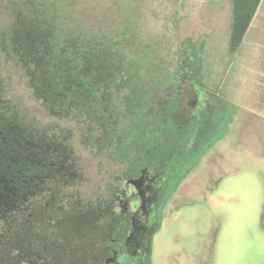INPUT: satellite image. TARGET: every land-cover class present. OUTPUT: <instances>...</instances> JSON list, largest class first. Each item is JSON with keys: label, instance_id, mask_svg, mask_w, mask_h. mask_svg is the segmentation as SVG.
<instances>
[{"label": "rangeland", "instance_id": "rangeland-1", "mask_svg": "<svg viewBox=\"0 0 264 264\" xmlns=\"http://www.w3.org/2000/svg\"><path fill=\"white\" fill-rule=\"evenodd\" d=\"M63 4L64 0H0V49L2 45L5 51L0 50V99L6 116L18 117L25 127L67 135L95 181L97 132L84 120L88 107L57 113L36 95L21 67L26 41L21 48L19 40L30 38L29 31L37 35L41 19H59V24L70 19ZM77 4L84 26L102 35L119 30L118 35L127 23L128 37L135 33L138 38L127 43V50L145 49L154 56L156 66L147 63L151 58L143 60L145 79L141 74L143 80L136 83L131 77L123 107L116 101L112 104L120 116L119 126L133 127L136 118L149 117L139 104H144L146 86L150 85L153 100L149 110L160 108L170 96L176 73L178 82L186 77L210 87L217 101L228 107V133L163 210L150 239L149 264H264V76L257 67L255 23L231 56L230 0H79ZM135 65L133 61L129 65L131 76L136 74ZM35 79L41 84L43 76L37 73ZM127 92L122 88L120 94ZM103 153V159H109ZM110 168L105 162V182Z\"/></svg>", "mask_w": 264, "mask_h": 264}, {"label": "flooded vegetation", "instance_id": "flooded-vegetation-1", "mask_svg": "<svg viewBox=\"0 0 264 264\" xmlns=\"http://www.w3.org/2000/svg\"><path fill=\"white\" fill-rule=\"evenodd\" d=\"M178 76L155 110L144 87L149 117L138 128L119 126L112 105L126 101L129 88L124 96L99 90L89 106L96 113L84 118L97 132L95 181L67 135L25 127L0 99V264H149L163 210L229 131L228 107L215 92Z\"/></svg>", "mask_w": 264, "mask_h": 264}, {"label": "trees", "instance_id": "trees-1", "mask_svg": "<svg viewBox=\"0 0 264 264\" xmlns=\"http://www.w3.org/2000/svg\"><path fill=\"white\" fill-rule=\"evenodd\" d=\"M78 1L64 0L62 9L64 12L69 11L70 19H65L66 21L60 24L59 19H41L37 35L32 36L29 31L30 38L19 40L21 48V43L26 41L21 67L35 87L36 95L41 96L50 105H55L56 110L63 113L72 107L82 108L86 105L88 106L86 111L95 114V109L89 106L96 105L99 90L103 86L128 89L131 77H134L136 83L145 79L143 60L151 58V63H147L155 65L152 59L154 56L145 52V49L139 48L137 53L127 50V43L138 39L135 33L128 37L131 29L127 23L124 24L122 34L118 35L116 32L119 30L113 31L112 35H102L84 26L77 9ZM260 1L230 0L231 17L227 48L231 56L239 49ZM120 16L124 15L120 13ZM32 24L33 22L30 25ZM3 48L1 45L0 50L5 52ZM132 61L136 62L137 66L134 76L129 75V65ZM153 71L155 73V67ZM37 73L43 76L41 84L34 82ZM45 92L50 95L49 99L53 100L45 99ZM122 102L120 98L119 105L123 107ZM4 103L2 102L3 106ZM139 104L141 108L145 107V104ZM144 116L136 118L138 121L136 128L139 127L138 123L143 124V119L146 118Z\"/></svg>", "mask_w": 264, "mask_h": 264}, {"label": "crops", "instance_id": "crops-1", "mask_svg": "<svg viewBox=\"0 0 264 264\" xmlns=\"http://www.w3.org/2000/svg\"><path fill=\"white\" fill-rule=\"evenodd\" d=\"M253 23H255V55L257 56V67H260L264 76V0L260 1L245 36L249 33Z\"/></svg>", "mask_w": 264, "mask_h": 264}]
</instances>
